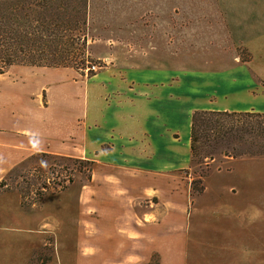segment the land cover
<instances>
[{"label":"rangeland","instance_id":"1","mask_svg":"<svg viewBox=\"0 0 264 264\" xmlns=\"http://www.w3.org/2000/svg\"><path fill=\"white\" fill-rule=\"evenodd\" d=\"M224 9L234 21L223 19ZM253 11L264 16V0H88L86 54L92 62L67 68L85 80L90 68L167 65L201 76L196 80L203 79L209 106L222 102L264 111V22L252 20ZM23 66L30 67L13 65L9 76ZM62 72L55 85L68 79ZM235 84L236 96L228 92ZM221 148L179 171L181 189L200 179L205 187L199 193L195 181L193 189V205L205 208L191 231L200 242L196 264H264V155L229 157ZM56 155L30 156L0 181V264H74L77 200L83 185L91 192L98 166ZM143 181L132 177L127 188L144 191ZM109 183L100 186L114 188ZM148 183L167 187L157 178ZM158 263L154 253L137 264Z\"/></svg>","mask_w":264,"mask_h":264},{"label":"crops","instance_id":"2","mask_svg":"<svg viewBox=\"0 0 264 264\" xmlns=\"http://www.w3.org/2000/svg\"><path fill=\"white\" fill-rule=\"evenodd\" d=\"M220 14L234 21L227 10ZM261 14L253 11L251 19L264 22ZM106 68L85 80L67 67L23 66L0 74L7 77L0 85V181L39 152L92 159L98 166L92 190L83 185L77 200L74 264L145 263L154 253L158 264H196L200 242L191 231L205 208L193 205L191 183L181 189L179 177L191 163L192 113L254 109L209 106L203 79L196 80L201 76L167 65ZM61 71L68 82L55 85ZM236 85L231 95L239 92ZM132 177L143 178L146 189L127 188ZM155 178L167 187L148 183ZM100 181H114V188Z\"/></svg>","mask_w":264,"mask_h":264},{"label":"trees","instance_id":"3","mask_svg":"<svg viewBox=\"0 0 264 264\" xmlns=\"http://www.w3.org/2000/svg\"><path fill=\"white\" fill-rule=\"evenodd\" d=\"M87 6L88 0H0V74L17 64L82 68L80 65L86 61L91 63L86 54ZM88 73L91 76L96 72L90 68ZM241 146L245 149L240 150ZM217 147H222L220 153L229 157L263 156L264 112L194 110L191 162L203 153L212 158ZM77 159L94 163L88 158ZM195 181L201 183L197 190L202 193L205 187L201 179L192 181V190L196 188Z\"/></svg>","mask_w":264,"mask_h":264}]
</instances>
